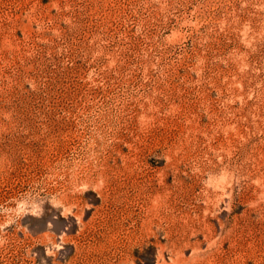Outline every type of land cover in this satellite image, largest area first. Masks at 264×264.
Segmentation results:
<instances>
[{
    "label": "rangeland",
    "instance_id": "rangeland-1",
    "mask_svg": "<svg viewBox=\"0 0 264 264\" xmlns=\"http://www.w3.org/2000/svg\"><path fill=\"white\" fill-rule=\"evenodd\" d=\"M0 264H264V0H0Z\"/></svg>",
    "mask_w": 264,
    "mask_h": 264
}]
</instances>
